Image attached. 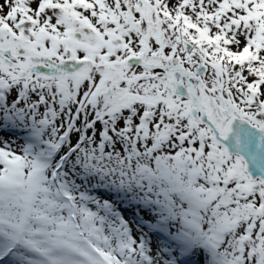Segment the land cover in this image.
I'll list each match as a JSON object with an SVG mask.
<instances>
[{"label":"snow or ice","instance_id":"1","mask_svg":"<svg viewBox=\"0 0 264 264\" xmlns=\"http://www.w3.org/2000/svg\"><path fill=\"white\" fill-rule=\"evenodd\" d=\"M0 264H264V0H0Z\"/></svg>","mask_w":264,"mask_h":264},{"label":"rangeland","instance_id":"2","mask_svg":"<svg viewBox=\"0 0 264 264\" xmlns=\"http://www.w3.org/2000/svg\"><path fill=\"white\" fill-rule=\"evenodd\" d=\"M126 218H127V214H126ZM145 219H149V217L145 214Z\"/></svg>","mask_w":264,"mask_h":264}]
</instances>
